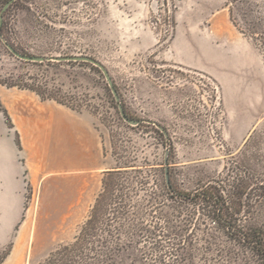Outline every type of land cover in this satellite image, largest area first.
Instances as JSON below:
<instances>
[{
  "label": "rangeland",
  "instance_id": "obj_1",
  "mask_svg": "<svg viewBox=\"0 0 264 264\" xmlns=\"http://www.w3.org/2000/svg\"><path fill=\"white\" fill-rule=\"evenodd\" d=\"M6 3L0 0V131L5 110L27 102L25 91L5 82H25L92 115L105 154L115 166L135 160L148 187L168 167L167 155L190 189L215 179L224 194L235 191L239 163L264 172V0H247L236 24L231 0H14L4 9ZM6 37L26 55L101 61L125 110L141 122L123 120L98 66L26 61L9 50ZM61 165L60 176L26 199L39 221L28 264L73 240L101 190L104 173L68 172L85 159L64 158ZM120 264L147 263L132 250Z\"/></svg>",
  "mask_w": 264,
  "mask_h": 264
},
{
  "label": "trees",
  "instance_id": "obj_2",
  "mask_svg": "<svg viewBox=\"0 0 264 264\" xmlns=\"http://www.w3.org/2000/svg\"><path fill=\"white\" fill-rule=\"evenodd\" d=\"M246 5L247 0H231L235 24L236 13L246 11ZM5 84L76 110L39 86ZM163 160L169 168L161 169L151 187L145 176L139 181L135 160L123 158L104 171L101 190L78 233L40 264H120L132 250L147 264H264V172L242 169L239 163L235 191L224 194L226 186L215 179L184 187L169 166V155Z\"/></svg>",
  "mask_w": 264,
  "mask_h": 264
},
{
  "label": "crops",
  "instance_id": "obj_3",
  "mask_svg": "<svg viewBox=\"0 0 264 264\" xmlns=\"http://www.w3.org/2000/svg\"><path fill=\"white\" fill-rule=\"evenodd\" d=\"M13 89V88H10ZM26 106L7 110L0 131V264L12 263V257L31 258L39 221L26 208L28 195L50 178L63 172L64 158L85 159L87 165L70 167L68 172L99 171L115 167L105 154L93 116L83 114L53 99H43L31 90L18 89ZM92 207V206H91ZM38 229V228H37Z\"/></svg>",
  "mask_w": 264,
  "mask_h": 264
},
{
  "label": "water",
  "instance_id": "obj_4",
  "mask_svg": "<svg viewBox=\"0 0 264 264\" xmlns=\"http://www.w3.org/2000/svg\"><path fill=\"white\" fill-rule=\"evenodd\" d=\"M14 0H9L4 9H6L10 3H12ZM7 46L9 47V50L15 54L17 57L21 58V59H25L26 61H45V60H59V61H63V60H75V61H88L91 62L93 65L98 66L104 73L107 81H108V86L110 87L113 95L115 96L117 102H118V106H119V110L121 112V115L123 117V120L126 121L129 124L132 125H137L139 124L141 121L140 119H134L132 117H130L127 113L125 108L123 107V104L120 102L121 101V96L116 88V84L112 78V76L110 75L109 71H108V67L106 65H104L101 61L93 58L92 56L89 55H80V56H75V55H67V56H63V57H44L42 55H26L25 53H22L18 50H16L15 46H13L12 44H9V42L6 43ZM159 128L167 133L166 129L163 126H159Z\"/></svg>",
  "mask_w": 264,
  "mask_h": 264
}]
</instances>
